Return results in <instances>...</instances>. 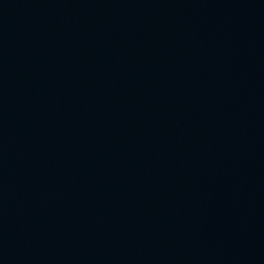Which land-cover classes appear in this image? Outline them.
<instances>
[{
  "label": "water",
  "instance_id": "obj_1",
  "mask_svg": "<svg viewBox=\"0 0 264 264\" xmlns=\"http://www.w3.org/2000/svg\"><path fill=\"white\" fill-rule=\"evenodd\" d=\"M0 264H264V0H0Z\"/></svg>",
  "mask_w": 264,
  "mask_h": 264
}]
</instances>
